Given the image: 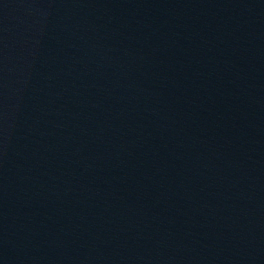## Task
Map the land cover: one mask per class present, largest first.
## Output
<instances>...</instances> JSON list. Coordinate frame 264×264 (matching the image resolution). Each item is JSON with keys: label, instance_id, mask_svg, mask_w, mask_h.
Listing matches in <instances>:
<instances>
[{"label": "water", "instance_id": "1", "mask_svg": "<svg viewBox=\"0 0 264 264\" xmlns=\"http://www.w3.org/2000/svg\"><path fill=\"white\" fill-rule=\"evenodd\" d=\"M0 264H264V0H0Z\"/></svg>", "mask_w": 264, "mask_h": 264}]
</instances>
